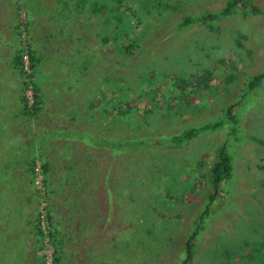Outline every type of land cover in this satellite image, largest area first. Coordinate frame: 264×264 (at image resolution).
<instances>
[{"label":"rangeland","instance_id":"rangeland-1","mask_svg":"<svg viewBox=\"0 0 264 264\" xmlns=\"http://www.w3.org/2000/svg\"><path fill=\"white\" fill-rule=\"evenodd\" d=\"M58 1L76 7L69 25L73 39L76 18L77 47H60L53 60L40 68L39 85L44 89L51 81L50 88L69 103L70 97L62 92L66 77L82 83L78 95L83 96L78 97L87 108L91 133L110 145L109 154L95 146L97 154L109 157L104 181L110 191L106 199L99 187L95 192L81 188L74 199H86L92 216L84 207L77 218L76 209H70L59 213L64 217L60 223L52 221L51 178L43 157L35 161L45 175L43 190L37 187L32 170L31 176H16L38 139L23 135L20 140L26 144L9 143L8 150L0 151L3 188L30 178L34 198L14 211L17 218L11 229L16 236L0 248V262L3 253L18 247L26 256L22 264L41 261L39 245L29 250L26 240L31 243L32 221H37L44 206L54 235L55 228L72 221L65 231L70 235L63 250L67 264H183L184 243L197 214L210 203V171L224 144L232 157L233 173L223 184V197L210 203L215 210L205 218L191 264H264V15L238 6L214 20L212 25L218 29L212 30L200 22L181 23L186 17L219 14L229 0ZM243 1L264 8V0ZM15 3L17 14L11 20L18 21L15 27L21 22L20 29L28 37L26 42L20 38L27 48L32 37L27 0ZM95 3L104 4L103 9L96 11ZM14 7L13 0H0V15L8 23L11 20L3 17L4 11L12 12ZM65 23L53 14L41 27L54 46L66 43L55 27L64 28ZM91 35L94 47L88 52L86 40ZM131 43L137 45L131 47ZM22 76L25 91L30 79ZM34 79L37 84V76ZM59 97L51 98L59 101ZM231 104L234 119L227 113ZM219 121L222 125L213 127ZM204 126L211 127L189 142L172 140ZM40 142L44 156L52 164L60 163L56 147L41 138ZM87 151L91 154L94 149ZM135 197L139 202L129 208ZM9 214L1 211L0 223ZM19 258L13 255L10 262Z\"/></svg>","mask_w":264,"mask_h":264},{"label":"crops","instance_id":"crops-1","mask_svg":"<svg viewBox=\"0 0 264 264\" xmlns=\"http://www.w3.org/2000/svg\"><path fill=\"white\" fill-rule=\"evenodd\" d=\"M13 3L15 7L12 8V12L9 9L5 10L3 14V17H9V21L13 13L17 14L18 3L16 4L15 0H13ZM27 7L32 36L30 37V50L34 59L37 89L41 101L34 113H30L24 107L22 97L24 91L23 76L18 69L19 55L21 51H24V47L17 32V27H15L18 21L14 18L8 23L0 15L3 20V22L0 21V151L8 150L9 143L19 144L23 142L26 144L23 140H20L23 135L31 136L30 138L33 141L38 139L34 152H31L32 156H26L28 163L20 171L17 170L16 176L21 178L27 175L31 176L32 164L38 158H41L40 156L43 157V167L46 170L47 176L51 178V181L48 182L49 187H51V190H49L52 198L51 220L54 221L55 219L57 223H60L64 219L63 213L59 214L62 211L76 209L77 214L75 217L77 218L80 210L88 207L85 204L86 199H74L75 193H79L81 188L85 190V187H90L91 192L93 190L95 192V188L99 187L101 191L103 190L104 192L105 190L107 199V194L110 189L108 183L104 181V178L109 172V157L107 156L105 158L103 152L97 154L95 152V146L105 149L109 154L110 145L103 143L99 135L97 137L91 133L92 128L90 122L85 117L87 108L80 102L83 93L78 95L79 90L83 91L84 88L81 82L75 78L68 79L66 77L62 92L67 97H70L69 103L60 99L59 95L61 92L59 93L56 88H50L51 81L48 83L49 87H45L44 89L39 85L40 68L44 64L49 63L48 60H53V57L60 52V47L65 48V50L67 44L69 46L70 44H75V47H77L78 25L76 24V18H74L73 23V30L75 32L73 39L69 25L71 21L70 13L76 7L73 5L63 6L58 0L50 3H43L41 0H27ZM53 14H56L59 20L64 19L66 21L64 28L60 24L55 26L61 32V38L66 40V43H58L56 46L49 41L48 35L42 29L47 26V21H51V15ZM37 15L42 17L43 22L38 20ZM85 29L87 32V26H85ZM86 44H89L88 52L92 51L94 47L92 35L89 37V42L86 40ZM5 75V79H2ZM61 78H65V74L61 75ZM55 95L59 97V101L51 98ZM32 130H34L33 133H31ZM40 138L42 141L56 147L59 155L58 160L61 161L60 163L55 162L52 164L44 156L45 153L41 149L42 144ZM107 142L110 143V139H107ZM89 148L94 149L93 153L88 154L87 150ZM18 151H21V148ZM31 182L32 179L30 178L23 182L17 180V183L12 182L11 187H9L10 189L6 190V188H3V180H0V212L5 210L10 211L8 220L0 223L3 224L0 229V248L12 243L16 236L11 229L17 218V215H13L14 211L22 209L24 207L23 204L29 203V199L34 198ZM68 193L70 197H68ZM135 198L137 199L131 203L129 208L135 207L139 202L140 198ZM18 200H20L19 208L17 207ZM56 203L59 205H56ZM102 207L104 209V204H102ZM90 211L88 214L89 217L93 214L91 209ZM33 222L32 241L28 244L26 240V246L29 250H34V247L39 245L38 252L41 253L40 237L37 234L36 227L37 221L34 224ZM27 223H29V220H27ZM89 223L94 224V221ZM71 224L72 221H68L65 223V226L55 228V240L58 248V256L60 257V264H67L63 257V250L70 240V235L68 236L65 231L67 228H71ZM124 228L125 225L122 223L121 230ZM13 255H17L20 258L11 263L10 257ZM6 256L8 258H5ZM25 257L24 250L18 247L14 252L9 251L3 253L0 264H22ZM36 263L41 264V261L36 260Z\"/></svg>","mask_w":264,"mask_h":264},{"label":"trees","instance_id":"trees-1","mask_svg":"<svg viewBox=\"0 0 264 264\" xmlns=\"http://www.w3.org/2000/svg\"><path fill=\"white\" fill-rule=\"evenodd\" d=\"M115 1L118 2V0H115ZM77 6L79 7L78 2H77ZM238 6L246 7L254 13L264 15V8H262V7H259L257 5L250 7L243 0H229L226 7L223 8V10L219 14L206 13V14H201L199 16H196L195 18L186 17L183 20V22L181 23V25L184 26V25H187V24H190L193 22H200V23L206 24L208 27L213 28L212 30H216V29H218V27L212 25V22L214 20H217V18H219L221 16L231 14L235 10V8H237ZM93 7L96 11H98L100 9H103L104 4H102V3L96 4L95 3L93 5ZM20 28H21V22H20L19 27H17V31H18L19 36L22 38V37H24V32ZM26 37H28V36H26ZM23 45H24V43H23ZM135 45H137V44L131 43L130 46L132 47ZM126 50L128 51L129 49L126 48ZM27 54H28V59H29V64H30V69H31V73L29 74V76L30 77L31 76H33V77L37 76L36 71H35V66H34L33 55H31L30 43H29L27 48H24V51L20 52L19 59H18V69L22 73V75L24 74V75L28 76V73L26 72V69H25V56ZM256 78L258 79L259 77H256ZM32 82H33L34 100H35L33 105L30 106L28 100L25 99V96L24 95L22 96L24 107L30 113H34L36 111V109L39 107L40 101H41L40 95H39V92L37 89V84L35 83V81H32ZM233 110H234V105L233 104L229 105V107L227 109V113L229 115H231L232 119H234ZM221 125H222V122L219 121L213 127H219ZM210 127L211 126H204V127L198 128V129H191V130L184 132L182 134H177V135L173 136L172 140L174 143H177V144H182L185 141L189 142V141L195 139L199 134H201V130H206V129H209ZM32 163H33V161H32ZM31 167H32V172L34 173L35 162L32 164ZM232 173H233L232 157L229 155L226 145L223 144L218 149L215 161H214L213 166H212L211 171H210V178H211V184H212V191H211L210 196H209L210 203L215 201V199H217V197H219V196L223 197V195H224L223 194V184L225 183V181H227L231 177ZM210 203L207 205V207L204 209V211H200L199 214H197L196 224H195L194 228L192 229V232L189 235V237L187 238L186 242L184 243L186 256H185V259L183 261V264H191V262L193 260L194 244L197 243L198 235L201 233V228L203 227V225H205V218L208 217L209 214L211 212L213 213L215 210V209H212V207L210 206ZM48 219L50 220L49 216H48ZM50 225H51L50 231H49L50 241L52 244H54L56 246V249L54 252L53 264H60V257L58 256V248H57V245L55 243L54 228H53V224H52L51 220H50ZM36 227H37V234L40 237V243H41V246H40L41 254H42L40 256L41 257V264H47V259H46V254H45L46 248H45V243H44L45 234H44V230L42 228V225L40 223V219L38 220V218H37Z\"/></svg>","mask_w":264,"mask_h":264},{"label":"built area","instance_id":"built-area-1","mask_svg":"<svg viewBox=\"0 0 264 264\" xmlns=\"http://www.w3.org/2000/svg\"><path fill=\"white\" fill-rule=\"evenodd\" d=\"M23 40L26 42V36L24 35V37H22ZM25 69L26 72L28 73L27 79H30V83L28 84V86H26L25 91H24V96L25 99L28 100L29 105L32 106L34 103V89H33V82L35 79L33 76H29V74L31 73V69H30V64H29V59H28V54L25 56ZM34 175H35V183L37 185L38 188H40L41 190L44 189L45 186V175L44 172L42 171L41 166L39 167H35L34 168ZM48 215L46 213L45 207L42 206L40 209V215L37 216L38 220L40 219V223L42 225V228L44 230V234H45V239H44V243H45V254H46V259H47V264H53V259H54V246L52 245L51 241H50V220H48Z\"/></svg>","mask_w":264,"mask_h":264}]
</instances>
